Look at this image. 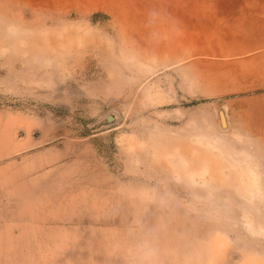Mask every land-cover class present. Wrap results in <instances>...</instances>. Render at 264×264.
<instances>
[{"label":"rangeland","instance_id":"1","mask_svg":"<svg viewBox=\"0 0 264 264\" xmlns=\"http://www.w3.org/2000/svg\"><path fill=\"white\" fill-rule=\"evenodd\" d=\"M0 264H264V0H0Z\"/></svg>","mask_w":264,"mask_h":264},{"label":"bare ground","instance_id":"2","mask_svg":"<svg viewBox=\"0 0 264 264\" xmlns=\"http://www.w3.org/2000/svg\"><path fill=\"white\" fill-rule=\"evenodd\" d=\"M261 16V15H260ZM262 38V37H261ZM263 41V40H262ZM58 58V57H57ZM226 109V106L223 105V110L224 111ZM205 114V113H203ZM207 114V113H206ZM193 115V114H192ZM196 115V114H194ZM217 120H218V125H219V128L222 130V131H226L228 128H229V122L227 120V118L225 117V114L224 112H222L220 114V112H217ZM217 124V123H216ZM231 151V150H230ZM240 178V177H239ZM238 190V189H237Z\"/></svg>","mask_w":264,"mask_h":264},{"label":"water","instance_id":"3","mask_svg":"<svg viewBox=\"0 0 264 264\" xmlns=\"http://www.w3.org/2000/svg\"><path fill=\"white\" fill-rule=\"evenodd\" d=\"M112 119H113V116H112V115H107V116L104 118V122L112 121Z\"/></svg>","mask_w":264,"mask_h":264},{"label":"trees","instance_id":"4","mask_svg":"<svg viewBox=\"0 0 264 264\" xmlns=\"http://www.w3.org/2000/svg\"><path fill=\"white\" fill-rule=\"evenodd\" d=\"M203 100V99H202ZM202 100H194V101H192V103H197V102H200V101H202Z\"/></svg>","mask_w":264,"mask_h":264}]
</instances>
